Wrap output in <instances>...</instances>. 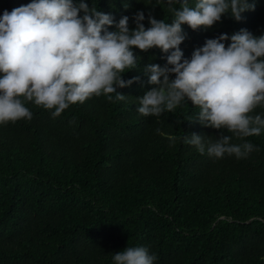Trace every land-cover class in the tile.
I'll return each instance as SVG.
<instances>
[{"label":"trees","instance_id":"1","mask_svg":"<svg viewBox=\"0 0 264 264\" xmlns=\"http://www.w3.org/2000/svg\"><path fill=\"white\" fill-rule=\"evenodd\" d=\"M31 2L0 0V18ZM84 2L115 23L128 16L130 29L139 11L146 28L149 14L173 19L167 0ZM249 3L255 9L240 21L226 14L211 28L182 25L184 57L221 34L264 35V0ZM133 51L137 68L123 79L141 81L118 89L125 100L93 96L56 118L25 102L31 120L0 124V264H114L115 252L137 246L157 257L154 264H264V130L244 140L221 130L231 143L258 149L246 157L201 155L183 138L214 141L219 132L189 121L200 111L191 102L159 117L137 111L153 87L143 67L163 66L167 54ZM256 114L264 116V104Z\"/></svg>","mask_w":264,"mask_h":264},{"label":"clouds","instance_id":"2","mask_svg":"<svg viewBox=\"0 0 264 264\" xmlns=\"http://www.w3.org/2000/svg\"><path fill=\"white\" fill-rule=\"evenodd\" d=\"M182 4L180 9L174 5ZM173 13L171 23L149 14L146 28L143 11L118 23L111 14L89 7L84 0H32L4 11L0 18V124L31 120L33 113L25 102L49 110L59 117L71 105L104 95L109 102L123 101L118 89L141 81L140 76L125 81L123 74L135 70L138 56L133 49L147 53L159 48L167 54L166 63H149L143 74L153 87L138 97L137 111L145 117L174 112L185 101L200 109L198 122L218 130V138L205 140L200 134L185 136V144L201 154L223 158L246 157L258 150L251 142L231 143L236 138L259 136L264 116L253 115L264 104V35L256 37L247 29L221 34L206 40L191 59L180 45L187 38L182 25L192 30L211 28L230 15L236 21L242 13L254 10L249 0H167ZM83 12V16L80 13ZM115 26V31H110ZM231 41L226 46L225 41ZM159 131V129H157ZM157 259L144 246L126 247L115 252L114 264H154Z\"/></svg>","mask_w":264,"mask_h":264}]
</instances>
